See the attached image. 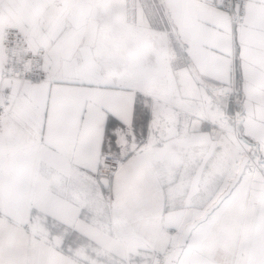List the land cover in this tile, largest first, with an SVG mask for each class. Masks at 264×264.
I'll use <instances>...</instances> for the list:
<instances>
[{"label":"snow or ice","instance_id":"obj_1","mask_svg":"<svg viewBox=\"0 0 264 264\" xmlns=\"http://www.w3.org/2000/svg\"><path fill=\"white\" fill-rule=\"evenodd\" d=\"M0 264H264V0H0Z\"/></svg>","mask_w":264,"mask_h":264}]
</instances>
